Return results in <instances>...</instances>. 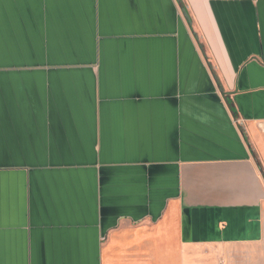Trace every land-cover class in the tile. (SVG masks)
I'll return each instance as SVG.
<instances>
[{
    "label": "crops",
    "instance_id": "obj_1",
    "mask_svg": "<svg viewBox=\"0 0 264 264\" xmlns=\"http://www.w3.org/2000/svg\"><path fill=\"white\" fill-rule=\"evenodd\" d=\"M0 264H264V0H0Z\"/></svg>",
    "mask_w": 264,
    "mask_h": 264
},
{
    "label": "trees",
    "instance_id": "obj_2",
    "mask_svg": "<svg viewBox=\"0 0 264 264\" xmlns=\"http://www.w3.org/2000/svg\"><path fill=\"white\" fill-rule=\"evenodd\" d=\"M185 14H186V19H187L188 23H190V18H189L188 14H187V11H185Z\"/></svg>",
    "mask_w": 264,
    "mask_h": 264
}]
</instances>
